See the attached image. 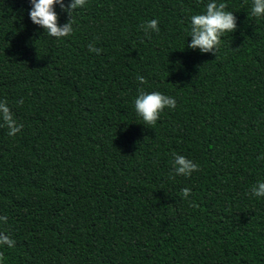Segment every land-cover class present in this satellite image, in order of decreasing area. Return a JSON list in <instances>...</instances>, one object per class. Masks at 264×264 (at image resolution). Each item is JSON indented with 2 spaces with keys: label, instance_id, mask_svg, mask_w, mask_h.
Here are the masks:
<instances>
[{
  "label": "trees",
  "instance_id": "obj_1",
  "mask_svg": "<svg viewBox=\"0 0 264 264\" xmlns=\"http://www.w3.org/2000/svg\"><path fill=\"white\" fill-rule=\"evenodd\" d=\"M208 2L87 0L57 40L29 0H0V102L23 125L9 136L0 120V232L15 241L0 264H264V198L250 195L264 182V17L216 0L236 31L201 53L187 45ZM140 88L176 100L152 128ZM174 154L200 171L173 178Z\"/></svg>",
  "mask_w": 264,
  "mask_h": 264
},
{
  "label": "clouds",
  "instance_id": "obj_2",
  "mask_svg": "<svg viewBox=\"0 0 264 264\" xmlns=\"http://www.w3.org/2000/svg\"><path fill=\"white\" fill-rule=\"evenodd\" d=\"M31 8L28 13L31 22L38 25L45 30L48 37L60 40L68 37L73 33V25L75 20L74 14L77 10L86 6L87 0H71V3L65 7L64 0H29ZM59 4L63 12H66L69 19L63 25L58 24L59 17L54 11L55 5ZM227 5L223 2L217 3L216 0H209L206 5V11L203 14L193 15L191 17V25L189 36H191V43L187 45L189 49H200L201 53H213L217 55L221 45L222 37L226 33H233L236 31V17L233 12L226 11ZM251 16L255 18L264 17V0H252ZM145 35L148 36L150 32H159L158 20H151L141 25ZM150 38V36H149ZM90 52H95L99 55L103 50L98 49L94 44H89ZM141 85L147 83L143 76L137 77ZM22 103V101H21ZM175 109L176 100L171 96L164 95L160 92L147 93L143 88L138 89V95L134 100V110L138 118L142 120V125H147V128H152L157 123L161 112L165 109ZM0 120L3 121L2 126H6L9 131V136H15L19 133L23 125L18 124L14 118V114L7 105V101L0 102ZM264 159V156L259 157ZM174 176L191 177L193 172L200 171V166L189 160L183 155L174 154L172 161ZM191 194L189 188H184L181 195L187 199ZM250 195L256 198H264V182H258L253 185ZM190 206L195 208L198 205L190 203ZM0 221L6 222L7 217H0ZM7 246L12 248L15 246V241L12 240L5 233L0 232V246ZM4 259L0 254V261Z\"/></svg>",
  "mask_w": 264,
  "mask_h": 264
}]
</instances>
